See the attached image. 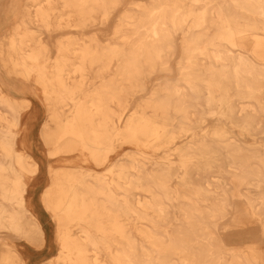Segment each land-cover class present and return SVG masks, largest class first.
<instances>
[{
	"label": "bare ground",
	"instance_id": "1",
	"mask_svg": "<svg viewBox=\"0 0 264 264\" xmlns=\"http://www.w3.org/2000/svg\"><path fill=\"white\" fill-rule=\"evenodd\" d=\"M125 1L0 0V264H264V0Z\"/></svg>",
	"mask_w": 264,
	"mask_h": 264
},
{
	"label": "rangeland",
	"instance_id": "2",
	"mask_svg": "<svg viewBox=\"0 0 264 264\" xmlns=\"http://www.w3.org/2000/svg\"><path fill=\"white\" fill-rule=\"evenodd\" d=\"M130 1L131 0H126L125 4H123L121 8H126L127 4ZM142 1L148 3L150 0H142ZM113 15L114 16L111 17V21L107 25H105L104 27H100L99 30H97V31H94L97 39H99L101 41L106 40L111 28L113 27L112 25L117 20L118 12L114 13ZM91 28L94 29L93 27H90V29ZM86 33H88V32H86ZM173 62H175V59L173 60ZM161 77H162L161 73H157V75H153L148 80V86L151 87ZM246 143L248 145L253 144V142L251 140H247ZM37 148H41V145H37ZM42 148H45V147H42ZM125 152H128V150L124 147L117 149L116 152L110 157V162L113 163L117 159L123 158ZM41 157H42V159H46L43 155H41ZM145 168H150V165L149 164L145 165ZM103 170L104 169H101L100 171H103ZM242 204H243V202L237 201V205L241 206ZM40 213H41V217H42L43 228H44V231L46 233L45 247L43 248V250H39L35 254H31L30 252L20 248L22 250L24 257L26 259L28 258L33 263L46 259L50 255L55 254V252L57 250V244H56L55 236H54L55 235L54 234L55 224L51 220L50 216L47 213L45 214L44 212H42L41 209H40ZM229 218H230V213L221 222V224L219 225V231H218L220 238L222 239L223 243L226 246H228V247H239V246H244V245L252 243V242L257 243V245L259 246L262 243L261 242L262 237H261V234L259 232V226L253 222L254 221L253 219L246 216V218H245L246 223H245V225L242 226V228L241 227L226 228L227 223H225V224H223V223L225 220L227 221Z\"/></svg>",
	"mask_w": 264,
	"mask_h": 264
}]
</instances>
